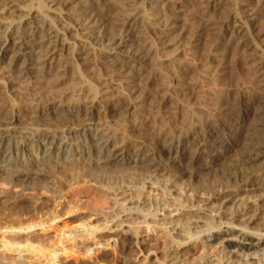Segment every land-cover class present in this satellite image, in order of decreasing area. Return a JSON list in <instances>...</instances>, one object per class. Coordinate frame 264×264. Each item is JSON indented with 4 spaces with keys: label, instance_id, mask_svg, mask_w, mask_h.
Instances as JSON below:
<instances>
[{
    "label": "bare ground",
    "instance_id": "bare-ground-1",
    "mask_svg": "<svg viewBox=\"0 0 264 264\" xmlns=\"http://www.w3.org/2000/svg\"><path fill=\"white\" fill-rule=\"evenodd\" d=\"M41 1L48 10L53 6V3L48 5L44 0ZM130 2L116 3L124 12H120L122 15L117 18L120 25L117 29H121V32L111 41L107 40L109 43L103 47L111 52L128 47L124 55L126 59L141 65V54L139 57L137 55L139 51L131 53L135 43L132 33L139 32L140 18L137 14L140 12L139 9L137 11L138 6L134 7V3ZM156 3L155 0H146L142 6L151 5V11L155 13ZM86 7L87 17L79 20L74 18L76 21H72L74 24L71 22L73 25L69 27L62 26L64 20L61 16L41 12H26L27 16L15 22L18 24L16 30H8V24L0 21V62L6 63L0 71V84L7 87L14 83V79L30 80L36 75L41 79L57 73L56 59L71 46L66 40H76L73 33L85 35L86 39L95 29L101 30L103 26L104 20L100 14L102 8L97 7V3H87ZM251 12L247 15H252ZM83 15H80L81 18ZM232 22L237 26L235 23L246 21L242 15L234 17ZM240 29L235 31L240 32ZM72 41V45L76 46L74 52L82 55L83 45ZM147 42L138 44L139 48L148 46ZM116 60V57L108 60L115 73L113 76L131 83L129 88H134L135 83L140 84L136 81L149 78L141 74L138 67L136 74H127L126 70L123 73V64ZM133 88L129 90V97L135 90ZM89 89L94 90L92 87ZM38 103L30 102L28 104L32 105L26 109L34 113L42 112L43 108H39ZM246 104L244 102V105L252 108L255 105L248 117V125H241L247 119L244 114L232 120L231 124L230 121L226 122L228 125L223 124L215 139L218 152L207 157L194 153L192 156L187 155L191 144H197L195 135H189L187 140L186 136L173 138L162 147L159 145V150H154L142 141L119 139L115 136L116 131H112L109 126L95 122L83 123L80 130L72 127L54 131L40 127L22 132L13 125V117H5L0 121V185L7 186L0 191V264H82L81 256L88 257V260L92 258L99 264H107L109 246L118 247L123 254L120 264H131L128 254L135 256L137 264H264V95L251 97ZM47 105L49 108H45V111L58 117H65L69 112V115L76 116L82 109L77 107L69 110L61 105L53 106L51 100ZM117 105L111 101L109 107ZM91 108L85 107L83 112L90 115ZM236 135L242 139L239 155L230 165L221 168L219 187L214 185L215 182L201 183L203 180L195 186H179V179L193 174L198 176L210 170L225 155ZM203 136H200L203 141H208L209 136ZM175 141L183 146L171 157ZM164 156L170 165L163 162ZM178 160L181 165L172 167ZM256 164L260 165L257 171L253 170ZM42 165L45 166L44 170L38 168ZM56 165L57 169L53 168ZM115 175L121 176V183L117 180L114 183ZM44 178L51 180L45 183ZM53 179L59 181L52 183ZM81 184L83 188L87 186L95 189L101 198L112 200V210L103 214L102 211L94 212L96 218H79L80 222L75 223L76 228L79 227L77 230L68 226L66 229L59 228L57 220L64 214L60 215L62 206L64 208L63 189L81 191ZM41 188L50 194L48 204L38 206L37 193ZM26 190H31L30 197H27ZM151 194L156 196V202L151 200ZM255 221H258V225L251 226ZM255 240H259L257 246L252 244Z\"/></svg>",
    "mask_w": 264,
    "mask_h": 264
},
{
    "label": "rangeland",
    "instance_id": "rangeland-1",
    "mask_svg": "<svg viewBox=\"0 0 264 264\" xmlns=\"http://www.w3.org/2000/svg\"><path fill=\"white\" fill-rule=\"evenodd\" d=\"M4 1L0 3V21L6 25L8 24L6 26L9 27L8 30H11V28L16 30L18 21L21 17L27 16L28 12L61 16L60 18L64 20L62 26L69 27L74 24L75 19L79 20L87 17V3H97V7L103 10L100 13L104 20L101 30L95 29L92 35H89L91 38L86 37L85 39V35H82V37L73 33L75 37H72L76 40L70 38L66 40V43H70L71 46L62 53L63 55L60 54L55 61L59 69L58 74L54 73V75L46 76L47 78L41 77V80L40 76L36 75L38 73H34L36 77L33 76L30 80L14 79V83L7 87L0 84V121L5 117H13V125L22 132H25V130L29 132L40 127L54 131L72 127L80 130L86 123L95 122V124L101 126H109L112 131H116L115 136L119 139L128 140L129 142L133 140L142 141L154 150H159L173 138L186 136L187 140L189 135H195L197 144H191L192 147H189L190 153H187V155L192 156L191 154L194 153L207 157L218 152V142L215 139H217L216 135L218 136V133L222 130L223 124L225 126L226 122L229 121L231 124L234 119L244 114L247 119L241 125L243 127L247 126L250 115L255 108V105L253 108L250 106L252 109L249 105L246 106L247 100L251 97L257 98L264 95V0H247L248 5H246V0H176L177 3H174L175 0H155L157 1V6L154 7L155 13L151 11V5L143 8L144 5L142 6V4L146 0H128V2L131 1L130 3L135 4H133L134 7L138 6L137 11L139 9L138 13H141L137 14L140 18L138 21V24L140 23L139 32L132 33V37L134 36L132 39L137 46L135 48L133 44L132 48L135 52L131 48L132 54L137 53V51H139L137 53L138 57L141 54V65H135V63L126 59L127 57L124 55L129 50L128 47L113 50L114 54L111 50L103 47L120 34L121 29H117L120 28L117 18L121 17L124 12L122 7H118L119 5L116 3H126L127 0H44L48 5L53 3L49 10L43 6L41 0ZM120 12L122 13L119 14ZM250 12L252 15H247ZM79 14H84L83 18ZM242 15L243 20L246 22H238L241 25L239 29H242H240V32H236L239 30L236 29L239 24L235 23L237 26H234L232 19ZM16 21L17 23H15ZM72 40L81 46L83 45L82 52L84 53L82 55L74 52L76 48H74L75 45H72ZM99 40L104 41L100 42ZM145 41H148L149 47L145 46L140 49L139 45L145 43ZM109 51L112 54L109 55ZM114 57L118 59L116 62L121 61V64H123L124 69L121 67L123 73L126 70L127 74H134V72L136 74L138 67L141 74H146L149 77L143 79L144 81H136L140 84L135 83L134 88L132 87L135 90L130 97L128 93L132 89L129 88L131 83H125L113 76L115 73L112 71V64L108 60ZM5 65V61L0 62V71ZM131 65L133 68L129 67ZM125 68L129 70L132 68L133 73L131 71L129 73V70ZM37 81L41 84H37ZM89 87L94 90L91 91ZM33 97H37L35 101H33L35 99ZM50 100L53 102V106L55 104L61 105L64 109L70 110L71 108L82 107L81 110L79 109L82 113L79 111L78 115L72 116L69 115V112L65 117L54 116L45 111V108H49L47 103ZM111 101H115L118 105L109 107ZM30 102H39L37 105L39 108H43V111L34 113L26 109L32 105L28 104ZM244 102L246 105H244ZM90 106H92V113L90 115L85 114L83 109ZM246 107L251 111L249 112ZM215 125L220 127L217 128ZM202 133L209 136L208 141H203L204 136ZM235 137L225 155L218 159L210 170L204 171L203 174L198 176L193 174L194 176L190 175L179 179L181 180L179 186H183V184H186L185 187H188L187 185L195 186L203 180L201 183L215 182L214 185L216 184L215 186L219 187L221 168L230 165L239 155L242 139L237 135ZM212 141L216 144L214 145ZM176 143L177 141L174 143L176 147L174 145L171 157L176 151L182 149L183 144ZM128 156L131 157L130 154ZM164 158L165 161L163 162L170 165L166 156ZM178 161L176 162L178 164L175 163L172 167L180 166L181 161ZM49 165L52 164L49 163ZM44 167L42 165L38 168L44 170ZM259 167L260 165L256 164L253 170L257 171ZM53 168L57 169V165ZM120 177V175L114 177V181L117 180L118 183H121ZM51 179L44 178L43 181L47 183ZM56 181L59 180H54L52 183H57ZM217 181L219 182L217 183ZM124 183L127 184L128 182L125 181ZM2 187L7 188L2 184L0 185V191L3 190ZM80 187L81 191L80 189H63L62 200L64 202L62 204L64 208L68 207L64 209L62 206L61 210L63 212L60 211V215L65 214L66 211L68 213L65 214L66 216L61 215L60 219L57 220L56 225H60L59 228L65 227L66 229L68 226L67 228L77 230L79 228H76L80 222L79 218L85 219L87 216L96 218V212L102 211L101 214H103L112 210V200L101 198L95 189L87 186L83 188L82 184ZM41 189L37 193L36 203H38V206L48 204L47 198L50 194L47 191L45 192V189ZM25 192L29 195L26 196L30 197L31 190ZM152 196H150V198H153L151 200L156 202L154 201L156 196ZM93 218L92 220H94ZM256 222L258 221H255L251 226L257 224ZM258 242L259 240H255L252 244L257 246ZM107 250L108 253L105 251L107 254L106 259L108 258L107 264H120L123 254L119 252V248L109 246ZM128 255L131 264L138 263L134 259V255ZM85 257H80L82 264L84 262V264H99L92 258H90V261L88 257Z\"/></svg>",
    "mask_w": 264,
    "mask_h": 264
}]
</instances>
